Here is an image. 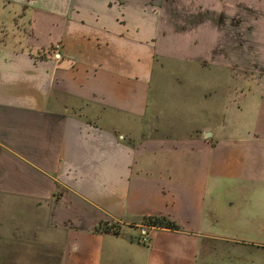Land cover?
Returning a JSON list of instances; mask_svg holds the SVG:
<instances>
[{
  "label": "crops",
  "instance_id": "crops-1",
  "mask_svg": "<svg viewBox=\"0 0 264 264\" xmlns=\"http://www.w3.org/2000/svg\"><path fill=\"white\" fill-rule=\"evenodd\" d=\"M12 3L31 19L0 31V264H264L228 248L264 239V0ZM163 62L191 65L182 118Z\"/></svg>",
  "mask_w": 264,
  "mask_h": 264
},
{
  "label": "rangeland",
  "instance_id": "rangeland-1",
  "mask_svg": "<svg viewBox=\"0 0 264 264\" xmlns=\"http://www.w3.org/2000/svg\"><path fill=\"white\" fill-rule=\"evenodd\" d=\"M30 14H31L30 9L23 10L22 6L16 5L15 3L0 6V24H3L4 26V27L0 26V31H25L31 19ZM162 64L163 67L156 66V68L154 69V77H156L155 78L156 80H154L153 91L154 92L158 91L159 93L162 94V100H159V102L161 101L160 102L162 103L161 107H163V109L166 110L164 112L166 113V116L168 115L172 116V118L174 119L176 116L181 115L182 118L183 117L182 115L184 114L186 108H188V104L190 103H187L188 101L182 99L181 96H177L178 94L177 88L180 89L181 93L182 91L187 92L190 88V85L185 84L183 85L184 87L183 86L179 87L177 86L176 82L177 79L179 78H184L188 76L191 77L193 75L191 65L182 66V64H179L180 67L178 66L176 67L174 63L171 62H163ZM253 71L254 69L252 71H249L250 75L253 73ZM195 74L198 75V72H196ZM199 75L203 76L205 75V73L204 72L202 73V71H200ZM177 112L179 114H177ZM253 235L260 237L259 235L254 233L250 234V237H247V240L249 241L248 244L246 245L233 244L232 246L228 245V248L229 247L231 248V251H233L234 255L242 252L243 257L247 256V254L248 255L255 254L258 251L260 253L264 252V239L258 238ZM251 241H253L254 243H252ZM248 262L249 263H247L245 260L243 261L238 260V262L234 260L233 264L252 263L251 261ZM252 264H257V261H255V263Z\"/></svg>",
  "mask_w": 264,
  "mask_h": 264
},
{
  "label": "trees",
  "instance_id": "trees-1",
  "mask_svg": "<svg viewBox=\"0 0 264 264\" xmlns=\"http://www.w3.org/2000/svg\"><path fill=\"white\" fill-rule=\"evenodd\" d=\"M143 224L149 225V226H154V227H165V228H171V229H175L176 225L171 222L168 221L167 219L163 218V217H149L148 219H145ZM106 226V225H105ZM94 231L96 232H111L113 234H118L119 230L115 225H111L109 227H104V223H98L95 227H94Z\"/></svg>",
  "mask_w": 264,
  "mask_h": 264
},
{
  "label": "built area",
  "instance_id": "built-area-1",
  "mask_svg": "<svg viewBox=\"0 0 264 264\" xmlns=\"http://www.w3.org/2000/svg\"><path fill=\"white\" fill-rule=\"evenodd\" d=\"M146 239H147V233L146 231H143L141 234L140 242L145 243Z\"/></svg>",
  "mask_w": 264,
  "mask_h": 264
}]
</instances>
